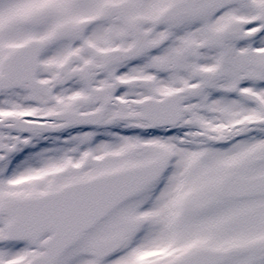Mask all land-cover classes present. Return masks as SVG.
Wrapping results in <instances>:
<instances>
[{
	"label": "snow or ice",
	"instance_id": "obj_1",
	"mask_svg": "<svg viewBox=\"0 0 264 264\" xmlns=\"http://www.w3.org/2000/svg\"><path fill=\"white\" fill-rule=\"evenodd\" d=\"M0 264H264V0H0Z\"/></svg>",
	"mask_w": 264,
	"mask_h": 264
}]
</instances>
